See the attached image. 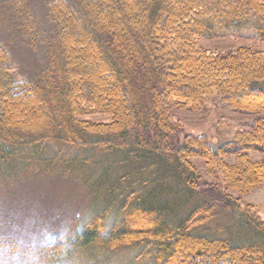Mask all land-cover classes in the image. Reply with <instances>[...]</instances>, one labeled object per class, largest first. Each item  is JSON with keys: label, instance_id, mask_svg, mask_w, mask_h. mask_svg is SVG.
Returning <instances> with one entry per match:
<instances>
[{"label": "trees", "instance_id": "trees-1", "mask_svg": "<svg viewBox=\"0 0 264 264\" xmlns=\"http://www.w3.org/2000/svg\"><path fill=\"white\" fill-rule=\"evenodd\" d=\"M47 6L56 32L46 38L28 0L2 7L0 182L64 174L86 188L92 213L51 246L50 264H264V221L230 197L202 201L191 164L201 158L208 172L223 169L229 187L264 184V159L247 162L250 151L264 154V56H221L200 45L246 25L264 42V0ZM19 42L46 50L35 76L14 74L9 48ZM217 95L237 113L258 116L254 132L216 148L202 136L175 144L180 127L171 111ZM92 114L112 121L82 118ZM227 155L247 163L229 167Z\"/></svg>", "mask_w": 264, "mask_h": 264}, {"label": "rangeland", "instance_id": "rangeland-1", "mask_svg": "<svg viewBox=\"0 0 264 264\" xmlns=\"http://www.w3.org/2000/svg\"><path fill=\"white\" fill-rule=\"evenodd\" d=\"M28 1L36 16L41 37L46 38L55 33L47 6V3L54 0ZM5 2L0 0L1 16ZM4 39L0 33L2 43ZM200 45L221 56L240 52L252 57L264 56V42L257 38L255 31L248 25L229 32L224 38L201 40ZM9 51L17 79L35 76L46 66V50L42 47L33 50L19 42ZM171 114L172 121L180 127V133L175 134V144L186 136H202L213 148L233 142L241 133L252 134L253 125L258 119L255 115L237 113L222 102L218 95L206 98L203 102L188 103L184 109L175 108ZM82 118L97 124L112 121V117L106 114H92ZM247 156V162L264 159L263 153L254 150L248 152ZM223 159L229 167L241 165V170L247 163L242 166L236 155H227ZM191 164L201 177L196 191L202 201L207 198L210 202L221 203L224 197H230L241 209L249 210L264 221V184L251 191H244L240 183L237 188H233V185L229 187L224 180L223 169L208 172L206 161L201 158L192 159ZM19 167V164L14 163L9 170L14 174L19 171ZM21 174L20 179L9 181V178H5L0 182V264H50L49 257L45 255L51 252V246L58 240L64 243L66 236L77 229L84 218L88 219L92 213L89 210L91 198L82 182L74 175ZM243 178L242 171L237 173L236 180L241 182ZM218 212L216 210L215 213ZM207 224L210 227L211 223ZM106 262L122 264L121 259H113L112 262L105 260L100 264ZM55 264L70 263L60 259Z\"/></svg>", "mask_w": 264, "mask_h": 264}]
</instances>
